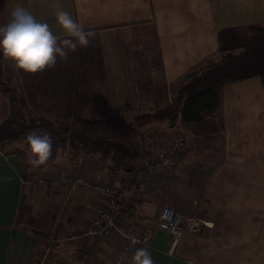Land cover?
I'll use <instances>...</instances> for the list:
<instances>
[{
  "label": "crops",
  "instance_id": "1",
  "mask_svg": "<svg viewBox=\"0 0 264 264\" xmlns=\"http://www.w3.org/2000/svg\"><path fill=\"white\" fill-rule=\"evenodd\" d=\"M17 4L61 38L66 33L55 17L61 10L88 33L86 48L77 47L37 74H25L3 58L8 62L5 67L17 72L18 87L34 112L66 119L165 105L189 68L208 57L241 50L248 25L264 22V0H0V26L9 22ZM3 108L0 96V117ZM219 115L220 119L213 116L186 130L195 137L224 136L223 162L203 199L193 200L206 222L201 233L186 234L176 253H167L169 235L157 227L154 210L163 199L167 177L163 181L149 177L134 199L135 213L122 220L121 227L149 234L146 250L153 264H264L261 79L225 84ZM162 124L152 128L165 143L173 128ZM94 161L66 151L34 167L29 158L0 151V264H35L46 246L52 248L47 264H85L83 255L75 256L76 244L61 236L77 234L105 196L89 192L82 183L47 187L33 181L56 171L78 172L93 182L111 180ZM19 216L27 224H17ZM119 243V234L111 232L97 242V258L109 263ZM136 251L123 264H134Z\"/></svg>",
  "mask_w": 264,
  "mask_h": 264
},
{
  "label": "trees",
  "instance_id": "2",
  "mask_svg": "<svg viewBox=\"0 0 264 264\" xmlns=\"http://www.w3.org/2000/svg\"><path fill=\"white\" fill-rule=\"evenodd\" d=\"M247 34L241 50L224 52L213 59L208 57L197 69L189 68L173 89L169 103L142 105L109 116L59 119L34 112L13 76L3 70L0 56V96L4 106L0 117V151L21 155L22 149L17 145L27 149V134L47 132L53 139L48 161L67 151L72 156L99 160L113 170L131 172L153 153L150 144L158 137V130L152 125L163 122L173 127L180 116L188 130L192 124L221 112L225 84L249 77H259L264 83V22L248 25ZM184 140L186 147L175 156L173 170L185 171L183 181L189 196L201 200L223 162L224 136L216 133L194 137L185 133Z\"/></svg>",
  "mask_w": 264,
  "mask_h": 264
},
{
  "label": "built area",
  "instance_id": "3",
  "mask_svg": "<svg viewBox=\"0 0 264 264\" xmlns=\"http://www.w3.org/2000/svg\"><path fill=\"white\" fill-rule=\"evenodd\" d=\"M185 133L186 130L178 118L170 140L162 143L159 137L156 138L153 146L151 144L152 155L135 166L131 172L113 170L110 165L95 160L96 166L104 167L111 175L112 179L108 181L93 182L84 179L78 172L50 177L49 181L39 180V184H47V187L82 183L89 192L105 196L104 203L95 208L93 215L87 218V221L82 222L84 224L81 230L69 238L76 244V257L83 255L85 264H123L131 258L135 250L146 249L149 246L150 237L145 230L123 228L121 223L125 216L135 213L134 199L144 182L149 177H157L159 181H163L172 172L175 156L186 147ZM202 203L203 201H199V204ZM156 218L157 227L169 235L167 253L170 255L176 253L178 244L186 234L198 233L202 225L206 224L204 219L196 214L186 217L168 205H163L156 211ZM113 231L119 234L120 243L111 261L105 263L97 258L96 244L106 239ZM51 252V246H46L39 255V264H47Z\"/></svg>",
  "mask_w": 264,
  "mask_h": 264
},
{
  "label": "clouds",
  "instance_id": "4",
  "mask_svg": "<svg viewBox=\"0 0 264 264\" xmlns=\"http://www.w3.org/2000/svg\"><path fill=\"white\" fill-rule=\"evenodd\" d=\"M56 23L66 33L65 38L55 34L48 23L40 22L23 6L10 10V20L0 26V56L10 61L25 74H37L56 65L57 59H66L77 47L86 48L90 41L83 25L67 11L55 13ZM29 162L34 167L45 164L52 155L53 139L50 133H29L25 136ZM134 264H153L146 249H137Z\"/></svg>",
  "mask_w": 264,
  "mask_h": 264
},
{
  "label": "rangeland",
  "instance_id": "5",
  "mask_svg": "<svg viewBox=\"0 0 264 264\" xmlns=\"http://www.w3.org/2000/svg\"><path fill=\"white\" fill-rule=\"evenodd\" d=\"M217 57H213V58H217ZM213 58H210V59H213ZM1 63H2L3 70H5L9 75L13 76V78L16 81V83H18L19 82V80H18L19 77L17 76V72L14 69H12L11 66L9 68L8 67L6 68L5 66H7V65H5V64L8 63V62L3 61V58H2ZM198 66L199 65L195 66V69H197ZM172 92H173V90H172ZM172 92H171V94H172ZM146 105H148V104H146ZM219 114H220V112H217V114H215V116L219 117V119H220V115ZM178 118L180 119V116ZM178 118H177V120H178ZM59 119H61V118H59ZM177 120H176V122H177ZM162 123L163 122H160V123L158 122L157 124H154V125H163ZM148 129H150V128H148ZM186 136H191L188 131L186 132ZM20 143L22 144V142H20ZM23 144H24V141H23ZM152 146H153V143H152ZM152 146L150 144V147H152ZM17 147H19V149H22L21 150L22 154L20 156H22L23 158H25L27 160L29 158V154H28V150L25 149L26 147H22L21 145H17ZM14 148L15 147H13L12 149H14ZM74 156H80V155H74ZM25 163H27V162L25 161ZM56 172H53L52 174H48L46 178L41 179L42 182L43 181H49L50 177H56V176L59 177V176H61L63 174L66 175V173H64V172L61 173V174L56 173ZM184 172H182V171L178 172L176 170H172V172H171L172 174L170 176H166L167 179H166L164 187H163V192L161 193L162 196H163V199L161 198L159 204L156 207H154V210L157 211L159 208H161V206L168 205V206L172 207L173 209L178 210L181 213V215H183V216L190 217V216L196 214L197 216L203 218L200 215L199 208H195L196 204L193 202V199L189 196L188 189H187V187H186V185H185V183L183 181ZM39 180L40 179H37V180H34L33 182H36L37 184H39L40 183ZM24 220H25V218L19 216L18 219H17V224H20V225L24 226V224H27V222L24 221ZM203 226H205V225H202V227ZM201 230H202V228H201ZM201 230L198 233H201ZM51 235L53 236V238H56V235H54L53 233ZM61 237L69 238L70 236H68L66 234H63ZM68 240H70V239H68ZM176 251H177V249H176ZM38 261H39V257L36 260L35 264H39Z\"/></svg>",
  "mask_w": 264,
  "mask_h": 264
}]
</instances>
